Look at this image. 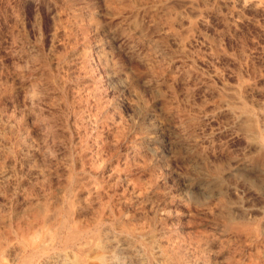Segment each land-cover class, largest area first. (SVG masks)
<instances>
[{"label":"clouds","instance_id":"1","mask_svg":"<svg viewBox=\"0 0 264 264\" xmlns=\"http://www.w3.org/2000/svg\"><path fill=\"white\" fill-rule=\"evenodd\" d=\"M0 264H264V0H0Z\"/></svg>","mask_w":264,"mask_h":264}]
</instances>
